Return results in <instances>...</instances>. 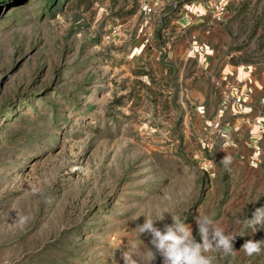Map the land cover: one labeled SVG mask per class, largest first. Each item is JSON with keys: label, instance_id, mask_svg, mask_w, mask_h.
I'll return each mask as SVG.
<instances>
[{"label": "rangeland", "instance_id": "374dc122", "mask_svg": "<svg viewBox=\"0 0 264 264\" xmlns=\"http://www.w3.org/2000/svg\"><path fill=\"white\" fill-rule=\"evenodd\" d=\"M213 1L0 0V264H163L136 225L179 216L200 242L199 214L236 236L212 264H264L240 250L264 240L242 222L264 206V122L220 112L213 78L264 70V0H224L222 21Z\"/></svg>", "mask_w": 264, "mask_h": 264}, {"label": "clouds", "instance_id": "9594fccd", "mask_svg": "<svg viewBox=\"0 0 264 264\" xmlns=\"http://www.w3.org/2000/svg\"><path fill=\"white\" fill-rule=\"evenodd\" d=\"M220 162L227 167L232 160L226 155ZM139 217H133L132 221H136ZM171 217L172 223L165 224L163 229L156 227L155 222L163 220L164 217L153 220L144 216L143 224H137L135 227L140 237L145 234L150 236L153 248H149V255L152 261L158 253L163 257V264H212V258L205 253L215 249L230 254L235 250L233 242L236 236L226 235L209 216L199 214L195 218L200 242L194 237L191 225L186 224L179 216L171 215ZM26 219V217L21 218L22 222ZM242 222L254 232L264 228V206L256 208L251 218H246ZM240 250L248 256L260 254L264 251V240H246ZM121 259L123 264H135L129 251L122 252Z\"/></svg>", "mask_w": 264, "mask_h": 264}, {"label": "crops", "instance_id": "0c3cea01", "mask_svg": "<svg viewBox=\"0 0 264 264\" xmlns=\"http://www.w3.org/2000/svg\"><path fill=\"white\" fill-rule=\"evenodd\" d=\"M188 56L195 58L202 69L208 70V68H210L209 70H213V63H211V54L208 57H202V55L198 56L197 54L193 53L190 48L188 50ZM213 78L217 80L218 85H221V94L223 93V91H227L229 93H232L233 95H235L239 91L245 93L249 88L250 91L246 93V100L242 104V107L240 108L233 104L232 108H230L231 114H241V119L244 122L249 121V116H255L254 120L257 122L259 117L257 116L258 113L261 115L263 111L260 112L258 110L255 114L252 113L253 108L248 104V102L252 98L253 92H255L254 94L257 95V97L255 96L257 98V106H263L261 103V99L264 95V70L256 73L253 71V67L235 68L232 70V68H228V66H225L217 71L216 75H214ZM260 125L261 124H255V127L257 128Z\"/></svg>", "mask_w": 264, "mask_h": 264}, {"label": "built area", "instance_id": "2783aa9c", "mask_svg": "<svg viewBox=\"0 0 264 264\" xmlns=\"http://www.w3.org/2000/svg\"><path fill=\"white\" fill-rule=\"evenodd\" d=\"M191 5H186L184 8L185 10H190ZM193 6V5H192ZM195 8V11H193L194 14L197 16H202L204 12L199 9L197 6H193ZM153 7L150 5L144 6V12L145 14H148L152 11ZM206 10L210 13L211 17L215 21H222L225 14L227 13V5L224 0H216L213 2H207ZM193 39H196L195 36H193ZM191 50L193 53L199 55H202V57H208L211 54V49L207 45H198L196 44V40H194V44L191 46ZM250 89L248 88L245 93H242V91L237 92L235 95L232 93H229L227 91H223L222 93V102H221V109L220 112H223L227 106L231 105V108L234 105L238 107H242V104L246 100V93H248ZM261 103L264 106V95L261 99ZM257 122L262 125L264 122V112L261 113V115L258 117ZM260 128V127H259ZM256 138V137H255ZM256 140H258L256 138ZM259 154H260V148L258 146H254V150L250 156H248V161L251 164L256 165L259 162Z\"/></svg>", "mask_w": 264, "mask_h": 264}, {"label": "trees", "instance_id": "16d2710c", "mask_svg": "<svg viewBox=\"0 0 264 264\" xmlns=\"http://www.w3.org/2000/svg\"><path fill=\"white\" fill-rule=\"evenodd\" d=\"M181 4V3H180Z\"/></svg>", "mask_w": 264, "mask_h": 264}]
</instances>
